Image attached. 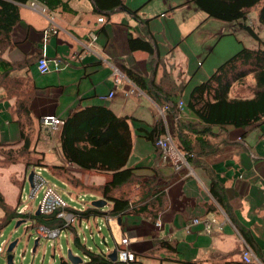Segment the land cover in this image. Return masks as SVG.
Returning <instances> with one entry per match:
<instances>
[{
	"label": "crops",
	"instance_id": "1",
	"mask_svg": "<svg viewBox=\"0 0 264 264\" xmlns=\"http://www.w3.org/2000/svg\"><path fill=\"white\" fill-rule=\"evenodd\" d=\"M62 1L63 5L54 9L40 3L43 11L33 9L32 0L18 3L20 19L10 40L0 43V145L19 144L23 120L17 104L19 96L30 95L32 149L40 162L28 169L24 163L23 176L37 167L42 178L47 174L69 187L72 197L87 194L94 201L103 199L101 192L96 195L91 189L109 182L111 174L69 164L60 146L62 125L51 132L41 119L54 116L65 121L85 108L106 106L116 116L134 121L128 167L139 178L134 189L141 193H133L134 202L145 209L110 222L105 217L82 219L74 233L63 232L74 243V238H79L78 227L91 229L92 222L99 230L106 226L113 235L112 249L96 252L81 243L95 253L104 252L110 261L108 255L127 236L136 264H247L243 260L247 249L250 264H264V123L246 129L212 128L207 136H200L203 148L188 131L195 154L192 162L185 160L179 166L163 159L145 137L146 131L161 121L174 145L181 148L179 127L197 121L186 107L190 94L221 65L213 61L207 66L210 56L219 52L226 57L238 51L234 43L221 39L228 30L243 31L238 23L208 18L190 0H123L125 7L111 13L98 12L92 0ZM261 6L250 13L256 14V27ZM131 38L150 43L154 52L133 48ZM44 47L50 61L60 60L67 67L41 74L37 62ZM205 54L208 57L201 64ZM115 69L123 74L118 85L113 78ZM133 75L142 84L135 83ZM111 91H115L111 100H101ZM179 101L185 104L182 111H164ZM99 176L102 182L97 181ZM213 184L223 188L224 208L211 193ZM94 201L84 202L78 211L91 207ZM111 206L107 204L103 212ZM30 213L36 214L33 209ZM100 219L103 223H98ZM194 219L215 222L206 232L203 223L188 226ZM74 255L83 263L89 260L84 253Z\"/></svg>",
	"mask_w": 264,
	"mask_h": 264
},
{
	"label": "trees",
	"instance_id": "2",
	"mask_svg": "<svg viewBox=\"0 0 264 264\" xmlns=\"http://www.w3.org/2000/svg\"><path fill=\"white\" fill-rule=\"evenodd\" d=\"M28 1L30 0H0V43L4 44L10 40L12 29L20 19L17 4ZM37 1L49 9L63 5L62 0ZM92 1L97 11L101 13H111L118 8L125 7L123 0ZM190 2L206 13L208 18L226 23H238L239 29L252 37L257 42L258 48L243 47L237 54L221 64L206 81L193 88L186 107L197 121L188 125L182 123L179 127L181 143L179 150L186 154L188 162H192L193 154H195V147H193L189 132L197 136V145L203 148L202 142L204 141H201L203 138L200 136H207L212 128L230 126L246 129L264 123V41L255 27L247 23L251 10L262 4L258 13V23L264 26V0H190ZM130 44L135 49L144 50L150 54L154 52L153 46L141 39L131 38ZM251 76L253 79L252 95L249 97L235 96L233 94L235 87L244 85ZM131 79L140 85L138 77L133 75ZM19 97L17 111L23 120L20 121L21 140L16 145H0V155L4 161L7 155L12 158L15 153L21 157L34 156L31 139L34 123L28 107L31 96L24 94ZM133 122L131 118L116 116L106 106L85 108L64 121L60 134V146L66 161L86 171L111 174V180L98 188L107 204L112 205L111 209L103 212V209L91 206L78 211L69 207V211L76 213L80 220L106 216L119 220L128 213L144 212L145 209L137 207V203L129 200L131 197L129 189L133 184L134 187L139 184V178L134 174V169L128 167L133 150ZM166 135V125L158 121L150 131H146L145 137L156 145V142ZM160 155H162L161 151ZM39 162L40 160L36 159V163L31 161L24 163L28 169L32 165L39 166ZM211 193L224 208L223 188L213 184ZM0 208L3 211V217L0 218V235L12 220L24 218L32 220L34 227L46 226L55 229L64 225L63 220L57 218L56 213L32 214L31 216L20 214L19 206L16 208L9 206L1 191ZM67 230L74 233L75 225ZM74 244L89 258L83 264H119L110 261L105 254L86 249L77 237L74 238ZM60 264L71 263L66 259H61Z\"/></svg>",
	"mask_w": 264,
	"mask_h": 264
},
{
	"label": "rangeland",
	"instance_id": "3",
	"mask_svg": "<svg viewBox=\"0 0 264 264\" xmlns=\"http://www.w3.org/2000/svg\"><path fill=\"white\" fill-rule=\"evenodd\" d=\"M255 15L252 14L248 17L247 23L250 26L252 25L256 27ZM206 27H210V24H207ZM255 29H258L257 33L259 34L260 38L264 41V26H260L258 20L257 27ZM223 38L227 39L225 41H231L232 44L234 43L237 46L238 51L232 53V55H226V57H224L222 53L220 54L219 52H216V54L214 56H210L209 59H207L208 55L205 54L204 58H202V60L200 61L201 64L206 59L207 66L212 64L213 61L220 62L221 64H223L225 61L237 54L243 47L249 49L258 48L257 42L244 31L234 33L232 30H228L227 33L223 37H221V39ZM251 87H253L252 76L245 81L244 85L236 86L233 94L235 96L249 97L252 95ZM2 158V155H0V191L4 195L7 204L9 206H12L13 208H16L18 206L20 208L25 204H28L31 209H33L34 213H36L43 198L44 188L38 192L37 197H35L34 199H30L29 196L31 194L32 187L28 181V175L31 172L39 174V168H30L29 171L26 173V176H23V168L24 162L31 161L33 163H36L37 157L29 155L21 157L17 155V153H15V156H13L12 158H9L7 155L5 157V161L2 160ZM21 163L23 164L21 165ZM43 178L46 182H51V185L54 186V189L58 193V195L72 209L79 210L83 207L84 202L94 201L93 196L87 194H82L78 197H72L69 193V187H65L61 182L51 180L47 176V174H44ZM97 181L102 182L103 178L99 176V179ZM133 185L129 189V192H131L130 198L131 200L133 199L134 202V195L136 192H139V190L136 188L134 189ZM91 192L96 195H100L98 193L97 187L92 189ZM140 193L141 192H139V194L137 193L136 195H140ZM117 194L120 195L119 193ZM73 195H75L74 192ZM1 217H3V211L0 208V218ZM18 221H21V224L19 226L17 225ZM98 223H103V221L100 219ZM90 225L91 229H85L84 227L82 229H79L78 227L79 238L81 242L83 244H86V246L88 244L96 252H100L108 248L112 249V247L114 246V240L111 231L106 226L101 227V229L99 230L96 224L93 222L90 223ZM68 237L69 239H67ZM36 240L39 239L36 235L35 227L32 220L28 218H24L21 220H12L3 229V232L0 235V264H7V247L11 243L16 241L17 245L12 253L14 258V264H60V260L62 257H68V254L70 252L69 250H71L73 255L79 254L82 256L83 254L82 251L74 245L71 236L67 234V232H62V235L55 240L40 239L38 246L36 247V250L34 252L33 250L36 245Z\"/></svg>",
	"mask_w": 264,
	"mask_h": 264
},
{
	"label": "built area",
	"instance_id": "4",
	"mask_svg": "<svg viewBox=\"0 0 264 264\" xmlns=\"http://www.w3.org/2000/svg\"><path fill=\"white\" fill-rule=\"evenodd\" d=\"M31 5L35 10L43 11L42 5L37 0H32ZM99 21L103 22L104 19L100 18ZM52 32L56 33L55 30ZM48 32L45 34L47 36ZM96 40V37H93V42ZM91 46V45H89ZM88 46V48H90ZM67 67V63L64 64L60 60H52L50 61L47 58L46 48L44 47L42 51V55L37 62V69L41 74L50 73L51 71H61ZM123 77V74L120 70L115 69L113 72V78L116 85H118ZM132 93V92H131ZM115 96V91H111L107 96H101V100H111ZM185 107L183 101H179L175 107L166 106L164 111H168L171 108H175L177 111H182ZM64 121H61L57 117L49 116L43 117L41 119V124L44 128L48 129L51 132L56 131L61 125H63ZM161 152L163 159L171 160L175 166H179L183 164L186 160V154L180 152L177 147L172 142L171 135L168 133L163 138L159 139L155 145ZM34 185L31 190L30 199H34L37 197L38 192L44 188L43 198L41 200L40 206L38 210L42 215H50L56 213L57 218L63 220L64 225L60 228L50 229L46 226H36L35 232L38 239H52L55 240L62 235L63 231H67L70 226L76 225V223L80 220L78 215L74 212L69 211V206L67 203L58 195L55 191L54 187L47 184L45 180L40 176V174H35L33 179ZM31 207L28 204L20 207L18 212L20 214H27L31 216L30 213ZM105 219L110 222L113 220L112 217L106 216ZM211 222L213 221H200L199 219H194L188 225L189 227L194 225H199L203 223L205 231L209 232L211 229ZM243 260L245 263L250 264L252 262L251 252L249 249L245 250L243 253ZM117 262L119 264H136V255L131 249L130 239L127 236H123L117 247Z\"/></svg>",
	"mask_w": 264,
	"mask_h": 264
},
{
	"label": "water",
	"instance_id": "5",
	"mask_svg": "<svg viewBox=\"0 0 264 264\" xmlns=\"http://www.w3.org/2000/svg\"><path fill=\"white\" fill-rule=\"evenodd\" d=\"M33 178H34V172H31L28 176V181L31 185V187H33L34 182H33ZM107 205V201L104 199H99L94 201L91 206L98 208V209H102ZM36 215H40V211L37 210ZM23 222V221H22ZM21 224V221H18L17 225L19 226ZM39 242V240H36L35 244L37 245ZM17 245V241L11 243L8 247H7V264H14V258H13V250L15 249ZM35 245V247H36ZM102 254H104V252H102ZM108 257L113 261V262H117V250H114L111 254L108 255ZM69 263L71 264H83V259L75 256L72 254V252L70 251L67 257Z\"/></svg>",
	"mask_w": 264,
	"mask_h": 264
},
{
	"label": "clouds",
	"instance_id": "6",
	"mask_svg": "<svg viewBox=\"0 0 264 264\" xmlns=\"http://www.w3.org/2000/svg\"><path fill=\"white\" fill-rule=\"evenodd\" d=\"M34 175H35V173H34ZM34 179V178H33Z\"/></svg>",
	"mask_w": 264,
	"mask_h": 264
}]
</instances>
